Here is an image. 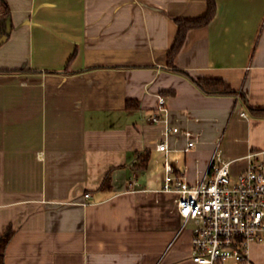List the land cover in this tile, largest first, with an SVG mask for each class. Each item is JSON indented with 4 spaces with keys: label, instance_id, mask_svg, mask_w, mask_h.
Listing matches in <instances>:
<instances>
[{
    "label": "crops",
    "instance_id": "crops-1",
    "mask_svg": "<svg viewBox=\"0 0 264 264\" xmlns=\"http://www.w3.org/2000/svg\"><path fill=\"white\" fill-rule=\"evenodd\" d=\"M214 1V19L187 33L173 66L221 79L234 96L207 95L166 66L174 21L202 16L205 0H5L0 234L13 236L4 264H194L176 196L161 191L165 163L193 186L217 150L237 161L232 174L249 152L264 162V118L248 110L264 108V0ZM160 97L166 122L153 123ZM174 127L191 133L192 148ZM249 258L264 264V243Z\"/></svg>",
    "mask_w": 264,
    "mask_h": 264
},
{
    "label": "built area",
    "instance_id": "built-area-1",
    "mask_svg": "<svg viewBox=\"0 0 264 264\" xmlns=\"http://www.w3.org/2000/svg\"><path fill=\"white\" fill-rule=\"evenodd\" d=\"M164 104V98H158L151 122H166L160 115L165 111ZM241 116L245 117L243 113ZM171 131L187 139L185 151L194 146L189 131L176 127ZM156 149L166 151V145L160 143ZM256 156L249 152L244 157L246 169L232 174L231 168L237 161L225 159L217 150L208 175L193 186L174 176L165 163L161 191L176 196L181 229L190 225V258L194 264H252L250 246L264 243V162Z\"/></svg>",
    "mask_w": 264,
    "mask_h": 264
},
{
    "label": "trees",
    "instance_id": "trees-1",
    "mask_svg": "<svg viewBox=\"0 0 264 264\" xmlns=\"http://www.w3.org/2000/svg\"><path fill=\"white\" fill-rule=\"evenodd\" d=\"M206 9L202 16L195 19H176L174 21L176 25V35L174 41L166 54L167 68L181 75H184L190 79L203 93L207 95H236V91L232 90L227 86L221 79H198L194 80L190 78L186 73L177 70L173 66V61L176 55L181 50L184 42L186 40V35L191 30L201 29L206 27L215 17L217 11V5L214 0H205ZM0 16L2 17V26L0 28V37L5 35L6 30V20L10 18L9 9L5 0H0ZM10 31L12 28L11 21L9 23ZM9 36L6 35V38ZM75 53H73L67 61V64L72 60ZM127 111H134L137 109L136 101H127L125 104ZM248 110L252 116L257 118H264V108H252L248 106ZM138 160L140 162V167L145 168L147 165V154L139 155ZM110 176L109 174L103 180L102 188H110ZM13 236V231L11 228H7L2 234H0V264H4V254L6 247Z\"/></svg>",
    "mask_w": 264,
    "mask_h": 264
},
{
    "label": "water",
    "instance_id": "water-1",
    "mask_svg": "<svg viewBox=\"0 0 264 264\" xmlns=\"http://www.w3.org/2000/svg\"><path fill=\"white\" fill-rule=\"evenodd\" d=\"M9 23H10V18H8L6 20V30H5V35L0 37V46L5 42L6 40V35H8L10 33V27H9Z\"/></svg>",
    "mask_w": 264,
    "mask_h": 264
},
{
    "label": "rangeland",
    "instance_id": "rangeland-1",
    "mask_svg": "<svg viewBox=\"0 0 264 264\" xmlns=\"http://www.w3.org/2000/svg\"><path fill=\"white\" fill-rule=\"evenodd\" d=\"M187 228H190V225H188Z\"/></svg>",
    "mask_w": 264,
    "mask_h": 264
}]
</instances>
